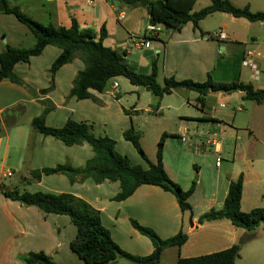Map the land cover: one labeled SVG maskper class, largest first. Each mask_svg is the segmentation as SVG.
Masks as SVG:
<instances>
[{
	"label": "crops",
	"instance_id": "crops-1",
	"mask_svg": "<svg viewBox=\"0 0 264 264\" xmlns=\"http://www.w3.org/2000/svg\"><path fill=\"white\" fill-rule=\"evenodd\" d=\"M11 1V6H18L25 14V0H21V5H16V0ZM228 1L240 8L247 5L253 12L264 11V0ZM259 1L263 4L261 10L254 8ZM196 2L193 0L191 12H195ZM29 4L34 10L38 7L46 10L43 17L28 15L42 25L69 28L73 19L80 29L94 32L104 25L107 35L103 45L123 54L128 68L141 75L150 74L155 62L156 82L161 87L169 78L203 83L210 76L215 84L241 82L264 90V33L256 32L264 22H249L214 12L198 22V29L191 22L167 30L158 24L161 30L144 45L150 14L142 6L118 0H38ZM203 5V8L209 6L210 1ZM210 17L216 18L215 28L204 24ZM219 32L224 33V39L217 36ZM3 33L0 31L1 35ZM15 43L6 44L0 54L7 47L19 49ZM31 43L34 46L35 39ZM248 53L252 65L243 66L242 60ZM59 54L58 48L46 46L27 63L14 65V75L27 89L8 80L0 81V186L20 192L70 194L85 201L99 212L101 224L109 231L112 241L134 256H150L154 248L149 239L133 228L131 221L152 229L161 240L179 232L186 233V244L164 249L157 264H164L169 253H173L176 264L178 258L219 252L241 241L235 264H250L248 258L264 251V223L251 232L235 228L228 220L198 224L201 215L222 207L229 183L239 176L242 177L240 211L248 213L258 207L257 202L264 194V101L255 103L244 99L243 92L236 91L231 94L210 92L199 102L197 93L193 95L183 88L151 98L149 91L131 85L122 77L110 80L104 91L92 90L90 98L77 100L69 97V92L75 76L84 69L79 57L60 67L52 79V89L41 94L40 91L49 87V69ZM41 115L44 126L49 128H61L69 119L90 125L94 136L112 139L120 155L143 169L148 168L147 162L123 138V133L133 129L139 134V144L150 163L156 162L157 143L165 136L164 171L183 191L194 184L187 199L191 210L182 212L175 196L156 186L141 185L125 200L115 201L113 198L120 191L117 182L95 184L90 178L80 180L78 176L70 183L63 174L41 175L39 180H34L33 171L65 164L74 169L83 168L93 156L86 143L66 146L33 130L32 120ZM149 136L154 147L145 145ZM225 137L233 138L232 149L219 140ZM211 158L215 160L214 167L209 163ZM183 159L187 174L181 173ZM193 174L196 175L194 182ZM12 177L15 180L10 185L3 182ZM196 196H200L198 203ZM190 212L192 226L189 225ZM59 217L65 216L42 214L36 207L4 198L0 191V264H16L17 254L22 256L41 250L52 259L50 253L60 245L61 234L60 227L52 220L57 222ZM203 230L216 237V248L198 253L193 251V238ZM257 231L262 232L260 237ZM250 237L251 240L246 241ZM119 260L124 259L113 264H118ZM255 262L264 263V252Z\"/></svg>",
	"mask_w": 264,
	"mask_h": 264
},
{
	"label": "trees",
	"instance_id": "trees-1",
	"mask_svg": "<svg viewBox=\"0 0 264 264\" xmlns=\"http://www.w3.org/2000/svg\"><path fill=\"white\" fill-rule=\"evenodd\" d=\"M111 2L112 0H106ZM127 5H139L146 8L150 14V25H162L167 29H178L187 22H191L198 29V22L214 12L231 15L234 18H244L249 22H264V12H252L249 6L236 7L228 0H209L210 5L191 12L193 0H118ZM182 4L186 10L176 9ZM0 14L12 15L20 24L24 25L35 39V44L30 49H15L7 47L0 54V81L8 80L15 84L28 88L13 73V67L19 62L27 63L31 57L41 54L46 46H54L60 50L59 56L52 63L49 74V87L40 91L45 94L53 87L55 72L65 64L70 63L75 57L84 64V69L75 76L69 97L77 100L90 98V91L102 92L107 83L118 77L125 78L131 85L144 88L155 97H162L171 93L173 89L183 88L199 95V102L210 92L231 94L243 92L244 99L255 103L264 101V90L255 89L251 84L241 82L217 83L210 76L203 83L189 80L175 81L173 78L166 79L161 87L156 82L157 65L152 63L151 73L148 75L131 71L123 54L103 45L106 38L105 26H101L98 32L91 29H80L76 21L72 19L69 28L42 25L23 14L19 7L11 6L9 0H0ZM203 35V33H201ZM153 38V37H152ZM18 106L17 108H20ZM48 109H46V112ZM33 130L51 136L61 141L66 146L86 143L91 147L93 156L83 168L74 169L71 166L57 165L54 168H45L41 171L31 172L34 180H39L41 175L63 174L74 183L79 176L80 180L90 178L95 184L104 181L117 182L120 191L113 198L122 201L128 198L141 185L156 186L164 191L172 193L182 212L190 211L187 199L194 190V184L186 191L172 182L166 175L162 164V149L164 137L157 143L156 162L150 163L139 144V134L133 129L123 133V138L129 141L141 158L147 162L148 168L133 165L127 157L120 155L115 150V142L108 137H96L92 133V127L85 123H76L69 119L61 128H49L44 126V116L41 115L32 120ZM4 198L19 202L23 206H33L42 214H52L68 217L76 233L69 241V250L76 255L79 263L73 264H113L118 259H124L132 264H157L150 259L154 252L147 257L131 255L120 249L111 239L109 231L101 224L100 214L85 201L70 194L29 193L20 192L18 189H9L0 186ZM242 191V177L230 182L227 195L219 210L210 209L198 218V224L209 221L228 220L235 228L251 232L264 223V208H256L248 213L240 211ZM264 197V194H263ZM133 228L151 242L154 251L160 253L170 247H181L186 244L187 235L181 232L173 237L162 239L150 228L139 226L131 221ZM243 242H239L228 249L192 258H178L176 264H235L239 257V251ZM23 264H63L53 261L41 251L29 252L18 256Z\"/></svg>",
	"mask_w": 264,
	"mask_h": 264
},
{
	"label": "rangeland",
	"instance_id": "rangeland-1",
	"mask_svg": "<svg viewBox=\"0 0 264 264\" xmlns=\"http://www.w3.org/2000/svg\"><path fill=\"white\" fill-rule=\"evenodd\" d=\"M19 1H20V3H19ZM36 1L38 2V0H25L26 4L23 8H24L25 15L27 17H28V15L37 16V17H43L44 16V13L46 11L45 9L38 7L34 10V8L32 7V4L27 5L28 2L34 3ZM12 2L13 1L9 0L10 5L13 4ZM207 2H208V0H197L195 5L193 6V11L200 10L204 6L203 4L207 3ZM15 4L21 5L22 4L21 0H16ZM243 4H244L243 1L239 3V5H241V6ZM182 6L183 5L180 4L175 8L176 9L181 8V10H186V9H184L185 7H182ZM254 6H255L254 8H257L260 10H261V8H263L262 7L263 4L260 1L258 3H256ZM258 12H262V11H258ZM215 19H216L215 17L207 18L205 20L204 24L208 28H215V25L217 24ZM256 26L257 25L255 24V27ZM0 31L4 32L3 33L4 35L0 34V49L3 48L4 46H6V44L9 45L13 42H16L14 46H16L19 49H28V48L33 46V44L31 42L34 41V37L30 33V31L24 25L20 24L12 15H3L0 17ZM256 32L260 33V34L264 33V25L257 28ZM6 39L9 40V43H7ZM192 94L194 95L193 92H192ZM148 95L151 98L152 97L154 98V96L153 95L151 96L150 93H148ZM241 135H242V133H241ZM262 136L264 138V133H262ZM219 140H222V142L224 143V145H226L227 148L232 149L233 141H234L233 138L225 137L223 139L220 138ZM145 141H146L145 145L147 147H149V146L154 147L155 146V143L153 142L152 137L149 136V138H146ZM206 151H208V150H206ZM214 161H215L214 158L209 159V163L212 167H214ZM181 165H182L181 173L187 174V170H186L187 165H186L184 159H183ZM195 176L196 175L193 174V176L191 178L193 180V182L195 181V179H194ZM14 180H15L14 177L6 178L3 180V182L6 185H10V183ZM195 201H197L196 203H198L200 201V196H198V197L196 196ZM257 206L258 207H256V208H264V197L259 199V201L257 202ZM52 217H54V216H52ZM59 218L60 219L57 220V222L55 220H52V221H54V224L58 225L61 229V234L59 237L60 245L58 247L56 246V248L53 249L54 252L57 251L56 254H54L52 251V253H50V256L52 257L53 261H55L57 263H63V264L79 263V260L76 257V255L73 254L69 250V248H67L68 242L75 236L76 229L72 224H70L68 217L66 218V216H65V217H59ZM256 235H257V237H260L262 235V232L257 231ZM251 238L252 237H250L246 241L251 240ZM193 240L195 241L194 242L195 248L193 251H197L198 253L205 252L207 250L210 251L212 248H216L215 244L217 242V239L214 235H211L210 231L203 230L201 232H198L194 236ZM21 247H23L22 249H24L26 247V245L23 244V246H21ZM25 252H26V250H24L23 253H25ZM263 252H259L260 254L256 253L257 255L252 256L251 258H248L247 262H249L250 264H257L255 261L257 258L259 259V256L261 258V256L263 255ZM17 255L20 256V254H17ZM18 256L16 257V259H14L15 263L16 264H23L18 260ZM174 260H175V257L173 255V253H169L168 256L165 258V261L163 263L164 264H174V262H175ZM119 261L120 262L118 264H132V263L127 262L125 260H119ZM261 264H264V263H261Z\"/></svg>",
	"mask_w": 264,
	"mask_h": 264
},
{
	"label": "built area",
	"instance_id": "built-area-1",
	"mask_svg": "<svg viewBox=\"0 0 264 264\" xmlns=\"http://www.w3.org/2000/svg\"><path fill=\"white\" fill-rule=\"evenodd\" d=\"M160 30H161V28H160L159 25H149V27H148V29H147V31H146L144 37H143V41H142V43H143L144 45H148L150 39H151L152 37L156 36L157 33H158ZM223 35H224V33L219 32L217 36H218L220 39H224V36H223ZM141 45H142V44H141ZM250 56H251V55L248 53V54H247V57H245V58L242 60V65H243V66H251V65H252V63H251V61H250V58H249ZM218 163H219V159L216 160V165H218ZM7 175L9 176L10 174L8 173Z\"/></svg>",
	"mask_w": 264,
	"mask_h": 264
},
{
	"label": "water",
	"instance_id": "water-1",
	"mask_svg": "<svg viewBox=\"0 0 264 264\" xmlns=\"http://www.w3.org/2000/svg\"><path fill=\"white\" fill-rule=\"evenodd\" d=\"M189 225L192 226V213L190 212L189 214ZM159 257V251L158 250H155L154 251V256L150 259V261L154 262L158 259Z\"/></svg>",
	"mask_w": 264,
	"mask_h": 264
}]
</instances>
